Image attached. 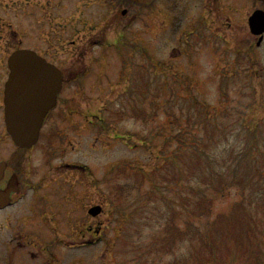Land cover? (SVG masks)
Segmentation results:
<instances>
[{
  "label": "rangeland",
  "instance_id": "374dc122",
  "mask_svg": "<svg viewBox=\"0 0 264 264\" xmlns=\"http://www.w3.org/2000/svg\"><path fill=\"white\" fill-rule=\"evenodd\" d=\"M6 1L19 6L0 7L10 21L0 22V85L10 52L22 46L54 53L48 46L61 33L64 61L75 47L73 24L84 29L82 18L96 20L106 11L88 0L0 5ZM150 12L142 7L138 22L126 27L135 40H114V18L102 28L92 23L108 42L95 45L91 34L82 83L95 88L77 93V109L105 117L102 123L119 136L109 137L111 130H101L100 118L92 117L94 149L68 156L89 163L97 189L111 195L114 182L123 184L113 197L129 214V228L123 245L111 248L116 256L101 257V264H264V38L256 44L245 9L234 13L244 22H223L224 12H212L210 21L161 22L168 19L164 12ZM154 19L160 22H147ZM87 28L83 38L90 35ZM100 72L108 74L101 90L91 82ZM119 77L126 79L109 88L105 79ZM74 92L69 84L64 98ZM2 113L0 107V135ZM61 114L56 111L43 128L41 156L50 130L75 129ZM51 159L59 162L49 152L46 162Z\"/></svg>",
  "mask_w": 264,
  "mask_h": 264
},
{
  "label": "flooded vegetation",
  "instance_id": "af4514ba",
  "mask_svg": "<svg viewBox=\"0 0 264 264\" xmlns=\"http://www.w3.org/2000/svg\"><path fill=\"white\" fill-rule=\"evenodd\" d=\"M96 2L106 8L100 28L104 27V22H111L114 18V27L118 28L115 38L119 42L135 37L126 35L128 29L126 27L130 26L131 22H138L137 18L142 13V7L150 8V14L156 16L164 12L168 19H162L161 22H180L185 17L187 20L183 22H195L194 19L201 17H206L210 21L208 17L212 12L217 15L224 12L227 20H222L223 22H244L241 17L234 15L242 9L246 11L245 17L248 22V16L254 10L264 11V0H96ZM27 3L24 2L25 8L29 6ZM14 5L19 6L7 2L0 7L15 8ZM160 21L154 19L147 22ZM0 22L10 21L0 15ZM93 22L100 21L84 20L83 27L93 28ZM211 22L217 20L213 19ZM100 28L95 33L90 30V35H86L85 38L77 33L76 38L71 40V45L75 47H72L69 56L64 57V61L62 56H59L67 54L66 51L60 50L66 46L64 39H58L55 45L48 46H52V49L57 50L56 52L52 53L50 49L40 52L61 68L63 80L57 103L48 112L44 123L59 110L63 112L60 120H65L75 129L72 130L65 125L50 130L45 138L46 153L43 152V156H41V143L46 134L43 132L42 136L44 126L40 129L37 142L28 148L15 145L6 131L0 135V159L7 161L5 177L0 186H6L11 174L17 177L8 204L0 208V264H101V257L111 260L116 256V250L112 254L111 248L124 240L123 235L129 228L125 226L126 212L121 209L115 197L110 195L109 189L105 187L104 190L97 189L93 169L88 162L68 157L70 153H75L79 149L87 154L94 149L93 132L89 130L93 126V120L87 115V108L77 109L81 105L77 93L79 90L87 91L95 88L91 87L93 84L84 85L81 77L84 81L88 73V70L85 72V66L90 65L86 62V58L92 44L91 34L97 37H95L97 43L105 41L101 36ZM8 56L4 70L6 79L10 72ZM4 63L5 58L0 60V67ZM103 76L106 77L108 74L104 75L100 72L91 81L96 83L99 90ZM6 79L0 85V107L3 108L4 122ZM109 79L105 80L110 81L107 82L110 88L114 87L115 83ZM125 79L119 77L116 81L120 84ZM69 84H72L75 92L69 98H64ZM37 147L40 151L36 153ZM49 152L58 158L59 162L53 163L52 159L49 163L46 162ZM57 152L60 153L56 154ZM120 184L122 183L114 182L112 189L119 190ZM120 251L118 249V253Z\"/></svg>",
  "mask_w": 264,
  "mask_h": 264
},
{
  "label": "water",
  "instance_id": "95a60500",
  "mask_svg": "<svg viewBox=\"0 0 264 264\" xmlns=\"http://www.w3.org/2000/svg\"><path fill=\"white\" fill-rule=\"evenodd\" d=\"M249 25L254 34H261L260 43L264 32V11H254L249 17ZM9 62L11 73L5 89L7 129L19 146L29 147L37 140L43 115L56 99L61 74L31 49L16 50ZM5 168V162L0 161V180ZM15 181L12 176L6 187H0V208L8 203Z\"/></svg>",
  "mask_w": 264,
  "mask_h": 264
},
{
  "label": "bare ground",
  "instance_id": "6f19581e",
  "mask_svg": "<svg viewBox=\"0 0 264 264\" xmlns=\"http://www.w3.org/2000/svg\"><path fill=\"white\" fill-rule=\"evenodd\" d=\"M46 123H47V122H45L43 126H45V125H46Z\"/></svg>",
  "mask_w": 264,
  "mask_h": 264
},
{
  "label": "trees",
  "instance_id": "16d2710c",
  "mask_svg": "<svg viewBox=\"0 0 264 264\" xmlns=\"http://www.w3.org/2000/svg\"><path fill=\"white\" fill-rule=\"evenodd\" d=\"M175 153H172V155H174Z\"/></svg>",
  "mask_w": 264,
  "mask_h": 264
}]
</instances>
